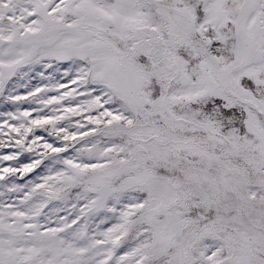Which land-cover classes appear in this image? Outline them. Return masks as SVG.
Instances as JSON below:
<instances>
[{
    "label": "snow or ice",
    "instance_id": "snow-or-ice-1",
    "mask_svg": "<svg viewBox=\"0 0 264 264\" xmlns=\"http://www.w3.org/2000/svg\"><path fill=\"white\" fill-rule=\"evenodd\" d=\"M0 264H264V0H0Z\"/></svg>",
    "mask_w": 264,
    "mask_h": 264
}]
</instances>
